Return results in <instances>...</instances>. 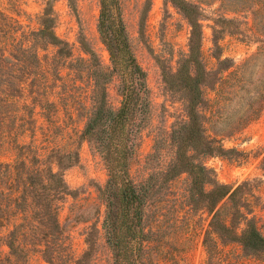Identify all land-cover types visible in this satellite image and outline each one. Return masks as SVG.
<instances>
[{"label": "trees", "instance_id": "obj_1", "mask_svg": "<svg viewBox=\"0 0 264 264\" xmlns=\"http://www.w3.org/2000/svg\"><path fill=\"white\" fill-rule=\"evenodd\" d=\"M44 1L46 6L34 30L0 11V117L27 92L40 95L46 87L52 92L46 90L34 100L49 118L57 107L51 98L62 99L63 94L46 82L54 73L60 77L67 71L74 84L85 89V98L75 104L85 118L80 140L90 145L107 171L105 185L97 187L104 218L101 227L93 223L86 229V250L81 257L69 255L60 212L68 198L79 196L65 179L66 171L79 163L78 149L54 148L44 156L30 145L17 146L15 160L0 164V246L4 243L9 250L8 256L0 257V264H24L29 250H40L47 264H95L101 237L111 253L110 264H146L145 245L153 240L148 206L156 185L159 180L167 184L184 174L190 180L191 205L213 216L211 234L224 244H238L249 256L264 258V235L256 219L250 217L252 212H244V187L219 183L203 161L230 153L207 135L202 108L205 90L214 88L221 72L232 67L231 60L223 59L219 41L223 33L237 29L236 20L225 15L213 19L217 68L210 70L202 54L203 5L209 1L165 0L191 28L188 53L180 58L177 69L162 64L167 89L183 97L186 120L174 127L165 144L155 140L148 160H157L160 167L136 182L131 170L141 135L151 123L152 99L147 73L138 62L124 21L123 0H98V33L110 55L109 67L103 65L83 32L79 44L87 58L74 57L70 43L55 31L53 0ZM68 1L77 15L75 0ZM50 47L55 54L45 62L40 52ZM112 85L120 98L119 107L111 103ZM25 108L28 116L33 115L27 104ZM164 146L171 153L169 159L162 156ZM224 200L230 203L231 212L221 220L216 209ZM6 226L9 229L3 238L1 230Z\"/></svg>", "mask_w": 264, "mask_h": 264}, {"label": "rangeland", "instance_id": "obj_2", "mask_svg": "<svg viewBox=\"0 0 264 264\" xmlns=\"http://www.w3.org/2000/svg\"><path fill=\"white\" fill-rule=\"evenodd\" d=\"M208 1L209 5H203L206 17L202 23V54L208 69L217 68L213 57V19L225 15L236 20L234 28L237 29L221 36V54L223 59L231 60L232 67L221 72L214 88L205 90L206 103L202 108L207 135L230 153L214 156L221 159L212 163L218 171L208 165L213 157L203 161L219 183L244 187V212H252L250 217L256 219L264 235V0ZM75 2L77 15L68 0H53L57 35L70 43L75 58H87L79 44V35L83 32L103 65L109 67L110 55L98 33V0ZM45 6L44 0H0V11L27 30L38 27L37 18ZM123 17L135 55L147 73L152 99L151 123L141 135L131 170L134 180L141 182L160 167L157 160H148L155 140L158 138L165 144L174 127L186 120L183 97L167 89L162 64L170 70L177 69L180 58L188 53L191 28L178 10L165 5V0H123ZM40 53L48 62L55 50L50 47ZM72 80L67 71L61 72L60 77L55 73L49 76L47 86L63 94L62 99L51 98L57 107L49 113V118L34 100L49 90L46 87L40 95L33 94L32 90L27 92L19 103L4 110L5 114L0 117V164L12 163L16 148L21 145H30L33 151L44 156L54 148L78 149L79 163L66 171L65 179L79 196L68 198L60 212L67 238L68 250L65 251L78 259L86 250L84 234L88 226L97 223L101 227L105 209L98 200L97 187L105 185L108 176L102 159L87 142L80 140L85 118L75 104L86 95L85 89ZM111 103L114 107L120 105L114 85L111 86ZM26 104L34 111L33 115H27ZM25 119L28 122L25 123ZM165 147L162 156L169 159L171 153ZM189 184L186 174L167 184H162L161 180L157 183L148 206L153 240L145 245V263L264 264V258L249 256L238 244H224L216 234H211L213 216L191 205ZM216 211L221 220L227 219L230 203L222 201ZM8 229L6 226L1 230L3 238ZM8 254V247L2 243L0 257L3 259ZM110 260L111 253L101 237L94 263L110 264ZM24 264L47 263L40 250H29Z\"/></svg>", "mask_w": 264, "mask_h": 264}, {"label": "built area", "instance_id": "obj_3", "mask_svg": "<svg viewBox=\"0 0 264 264\" xmlns=\"http://www.w3.org/2000/svg\"><path fill=\"white\" fill-rule=\"evenodd\" d=\"M215 161H221V159H220L219 157H213V158H210V159L208 160V165H209L212 169L218 171L217 168L212 164V163L215 162Z\"/></svg>", "mask_w": 264, "mask_h": 264}]
</instances>
